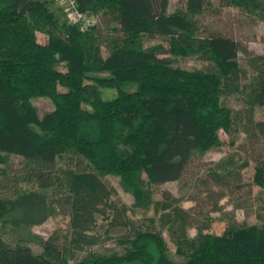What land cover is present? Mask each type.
I'll use <instances>...</instances> for the list:
<instances>
[{
    "label": "trees",
    "instance_id": "1",
    "mask_svg": "<svg viewBox=\"0 0 264 264\" xmlns=\"http://www.w3.org/2000/svg\"><path fill=\"white\" fill-rule=\"evenodd\" d=\"M208 1L184 0L166 12V0H75L80 13L95 17L81 29L60 24L44 0H0V264H264V222L184 234L176 241L180 262L149 230L122 237V252L86 253L71 263L70 247L54 249L52 236L40 242V253L29 244V229L53 212L50 195L70 196L79 209L104 191L98 177H117L135 208L153 204V186L178 180L193 156L220 145L218 130L236 128L221 97L238 93L249 122L255 107L264 110L263 56L250 58L225 34H197L193 16ZM224 1L264 20V0ZM144 36L163 42L143 47ZM163 43L167 55L159 56ZM239 52L248 56L244 84ZM195 54L215 70L173 64V57ZM101 88L115 95L103 98ZM35 97L48 98L52 109L40 116ZM72 156L89 171L57 163ZM252 183L264 190V157ZM90 212L70 214L71 240L94 237L86 233ZM166 217H157L161 228Z\"/></svg>",
    "mask_w": 264,
    "mask_h": 264
},
{
    "label": "rangeland",
    "instance_id": "2",
    "mask_svg": "<svg viewBox=\"0 0 264 264\" xmlns=\"http://www.w3.org/2000/svg\"><path fill=\"white\" fill-rule=\"evenodd\" d=\"M44 1L60 24H72L66 12L67 0ZM183 3L184 0H166V12L182 8ZM87 21L92 25L95 17L87 15ZM193 21L198 35L225 34L243 46L250 58H264V20L226 5L224 0H209L201 12L193 16ZM76 25L79 26V23ZM36 38L39 43L45 41L43 34L37 33ZM159 42L163 41L158 36L143 37V47ZM162 51L163 54L159 56H166L165 43ZM247 57L241 52L237 54L240 84L249 78ZM173 64L188 71L215 70L210 61L202 60L197 54L173 57ZM58 68L62 70L63 65L59 64ZM58 90L64 91L59 87ZM101 95L103 98H111L115 92L114 89L101 88ZM30 102L40 116L53 107L50 100L44 97L31 98ZM219 102L237 116L236 128L228 133L218 130L220 145L203 155L193 156L178 180L153 186V204L146 209L133 207L131 195L113 176L98 177L99 186H102L105 194L100 190L98 196H91L89 202L82 204L79 209L72 205L70 196L50 195L49 202L54 205L51 216L29 229L32 250L40 253V242L52 236L54 249L65 251L63 245L70 247L66 252L71 263L86 253L122 252V237L130 236L140 229L153 231L167 248L169 258L180 262L183 256L176 252V241L184 234L192 237L197 228L217 234L229 221L247 224L264 222V190L252 183L256 161L264 157V110L255 107L252 122H249L238 93L223 96ZM260 122L262 125L258 124ZM65 162L75 172L89 171L85 161L76 156L67 157L64 161L58 160L57 163L64 166ZM7 190L12 191L11 183ZM92 203H95V207H92ZM162 205L166 211L161 210ZM90 211L94 212L93 221L86 220L91 225L86 233L94 237L71 240L74 223L70 214L80 215ZM161 212L167 214L165 219L168 220L162 228L157 221Z\"/></svg>",
    "mask_w": 264,
    "mask_h": 264
},
{
    "label": "built area",
    "instance_id": "3",
    "mask_svg": "<svg viewBox=\"0 0 264 264\" xmlns=\"http://www.w3.org/2000/svg\"><path fill=\"white\" fill-rule=\"evenodd\" d=\"M65 7L72 24L79 23L81 29H84L89 25L87 23V15L82 14L77 10L75 0H67V2H65Z\"/></svg>",
    "mask_w": 264,
    "mask_h": 264
}]
</instances>
